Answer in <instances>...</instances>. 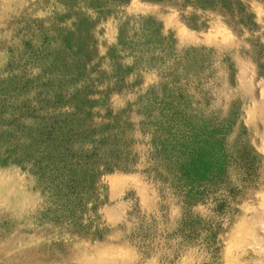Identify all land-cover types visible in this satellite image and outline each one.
Segmentation results:
<instances>
[{
	"label": "rangeland",
	"instance_id": "obj_1",
	"mask_svg": "<svg viewBox=\"0 0 264 264\" xmlns=\"http://www.w3.org/2000/svg\"><path fill=\"white\" fill-rule=\"evenodd\" d=\"M243 3L242 19L198 0H0V264H264V1ZM171 91L261 166L205 250L163 237L182 209L144 172L146 102ZM51 118L76 120L86 150L119 138L141 155L134 172L102 167L76 216L50 212L30 174ZM142 217L160 232L149 251Z\"/></svg>",
	"mask_w": 264,
	"mask_h": 264
},
{
	"label": "trees",
	"instance_id": "obj_2",
	"mask_svg": "<svg viewBox=\"0 0 264 264\" xmlns=\"http://www.w3.org/2000/svg\"><path fill=\"white\" fill-rule=\"evenodd\" d=\"M198 1L204 9L221 8L231 17H245L243 0ZM173 93L160 99L148 98L146 102L150 111L140 123L142 132L149 136L143 154L144 172L163 195L171 194L182 209L177 229L163 237L179 241V246L205 250L223 230L232 204L257 183L261 166L253 152L243 147L230 150L229 125L205 113L200 115L198 110H189ZM5 103L2 101L0 107L4 109ZM51 120L30 145L36 155L30 174L45 194L50 212L70 217L88 210L95 177L102 167L110 172L137 170L141 155L131 150L132 142L102 139L92 142L93 148L86 150L83 145L88 134L75 127L76 120L64 121L63 126L57 118ZM0 140L13 139L2 134ZM141 219L132 238L149 251L150 242L160 232L155 221Z\"/></svg>",
	"mask_w": 264,
	"mask_h": 264
}]
</instances>
